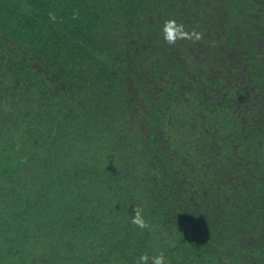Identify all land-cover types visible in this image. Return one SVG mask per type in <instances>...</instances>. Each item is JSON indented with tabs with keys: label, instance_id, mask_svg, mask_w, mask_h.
<instances>
[{
	"label": "trees",
	"instance_id": "16d2710c",
	"mask_svg": "<svg viewBox=\"0 0 264 264\" xmlns=\"http://www.w3.org/2000/svg\"><path fill=\"white\" fill-rule=\"evenodd\" d=\"M159 251L264 264V0H0V264Z\"/></svg>",
	"mask_w": 264,
	"mask_h": 264
},
{
	"label": "clouds",
	"instance_id": "9594fccd",
	"mask_svg": "<svg viewBox=\"0 0 264 264\" xmlns=\"http://www.w3.org/2000/svg\"><path fill=\"white\" fill-rule=\"evenodd\" d=\"M48 15L50 20H57L54 12H49ZM73 18H76L75 14ZM161 32L163 40L170 46L176 45L178 41L197 42L204 39L203 33L194 28L188 30L184 23H178L175 18L166 19ZM130 223L141 230H151L149 221L145 219L144 208L139 205L134 207L133 214L130 216ZM135 264H166V257L163 251L152 255L145 252L135 259Z\"/></svg>",
	"mask_w": 264,
	"mask_h": 264
}]
</instances>
